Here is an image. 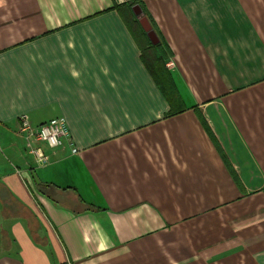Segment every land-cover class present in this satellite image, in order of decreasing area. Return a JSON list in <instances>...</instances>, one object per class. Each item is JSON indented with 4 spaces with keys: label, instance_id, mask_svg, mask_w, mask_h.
Listing matches in <instances>:
<instances>
[{
    "label": "crops",
    "instance_id": "0c3cea01",
    "mask_svg": "<svg viewBox=\"0 0 264 264\" xmlns=\"http://www.w3.org/2000/svg\"><path fill=\"white\" fill-rule=\"evenodd\" d=\"M0 264H264V0H0Z\"/></svg>",
    "mask_w": 264,
    "mask_h": 264
},
{
    "label": "built area",
    "instance_id": "2783aa9c",
    "mask_svg": "<svg viewBox=\"0 0 264 264\" xmlns=\"http://www.w3.org/2000/svg\"><path fill=\"white\" fill-rule=\"evenodd\" d=\"M18 133L23 138L26 151L33 156L38 164H46L49 160L48 155L40 146L41 143L49 148L60 145L64 138L68 143H72L69 128L64 118H56L39 125H31L25 113L20 114L17 120Z\"/></svg>",
    "mask_w": 264,
    "mask_h": 264
},
{
    "label": "water",
    "instance_id": "95a60500",
    "mask_svg": "<svg viewBox=\"0 0 264 264\" xmlns=\"http://www.w3.org/2000/svg\"><path fill=\"white\" fill-rule=\"evenodd\" d=\"M145 28H146V30H147V31H149V28L147 27V25H146V24H145Z\"/></svg>",
    "mask_w": 264,
    "mask_h": 264
}]
</instances>
